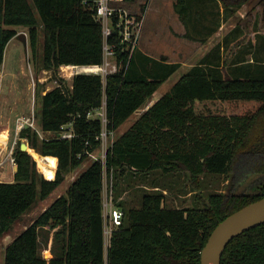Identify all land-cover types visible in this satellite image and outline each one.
Listing matches in <instances>:
<instances>
[{
	"label": "trees",
	"instance_id": "trees-1",
	"mask_svg": "<svg viewBox=\"0 0 264 264\" xmlns=\"http://www.w3.org/2000/svg\"><path fill=\"white\" fill-rule=\"evenodd\" d=\"M247 1L175 0L174 9L186 29L183 36L206 42L220 26L219 18L208 25V15L233 16ZM118 22L114 16L108 43L119 70L105 79L78 73L70 83L59 74L61 65L101 64L105 59L103 25L95 16L94 0H0V89L5 50L18 26L28 28L36 59L42 31L40 67L52 70L59 83L39 95V123L51 135L41 136L32 126L23 128L13 153L14 180H0V237L100 147L102 121L89 117V112L106 99L108 127L117 130L181 66L138 47L131 54V45L121 40ZM201 28H208L206 35ZM241 32L236 25L145 109L114 140L106 163L93 159L66 193L7 245L5 264H201V250L218 223L264 196L261 182L255 192L214 191L206 201L201 197L208 175L232 176L238 183L249 171L264 173V34L258 32L256 42H251L254 50L249 58L246 47L226 51L238 44ZM69 128L73 137L58 136ZM23 138L40 154L57 157L54 179L45 178L33 155L21 149ZM105 168L112 173L118 206L124 211L107 249ZM152 170L180 173L182 187H192L196 203L168 206L161 185L153 184L141 206H126L119 199L120 177L130 172L143 178ZM49 241L53 255L46 258L42 248ZM221 264H264V223L235 236Z\"/></svg>",
	"mask_w": 264,
	"mask_h": 264
},
{
	"label": "rangeland",
	"instance_id": "rangeland-1",
	"mask_svg": "<svg viewBox=\"0 0 264 264\" xmlns=\"http://www.w3.org/2000/svg\"><path fill=\"white\" fill-rule=\"evenodd\" d=\"M127 1L125 5L126 8L130 12L137 14L143 13L151 0H142V3L139 2L140 0ZM174 1L175 0L154 1L153 9L149 12V17L145 15L142 23V35L137 47L140 49L142 47L144 51L155 55L157 58L164 57L170 62L181 63L179 69L159 86L148 104L151 103L152 100L156 101L158 97L169 91L174 83L178 81L190 67L197 64L199 60L219 42L222 43L224 37L235 28L236 25H239L242 29V36L238 44L233 45L231 51H229L230 48L226 50L229 53H235L237 50L246 47L245 50H249L248 57L251 58L254 50V47L251 46V42H256V35L258 32L264 34V5L262 0H248L243 6L237 9V12L233 16L227 14L226 18L223 16L220 18L214 15L213 17L208 15L209 20L206 21L208 25H215L213 20L219 18L220 26H217V28L208 35V40L206 42L191 40L183 36L186 29L183 27L182 22L177 19L178 16L174 9ZM201 29L204 31L203 35H206L208 28ZM21 32L25 33L27 36V48L21 38L17 36V34ZM145 33L147 38L144 37ZM17 34L7 44L1 71L0 131L8 129V134L6 138L0 140V180L5 181L12 179L14 163L11 161V157L20 142V136L16 131L17 117L21 115H35L36 126L41 136H50L51 134L49 132H44L41 129L39 123V95L44 93L47 89H51L57 85V80H55L53 76V71L40 67L39 59L43 44L42 31L39 38L40 54L37 59L34 57L30 47L28 28L18 26ZM230 58L232 59V56L229 57L228 60H230ZM110 61L113 60L111 59ZM71 71H73V69L63 70L59 68V74L67 78L70 83L75 74V72L72 73ZM147 105L140 107L117 128L113 137L109 139V144L112 139H116L132 125ZM5 139H7V141L4 142ZM21 142H27L29 144L27 138H23ZM100 152V149L95 150L96 155ZM93 159L94 158L89 156L83 164L67 174L66 179L49 195V197L46 199H38L37 202L17 219L13 226L0 237V264H5L7 245L59 195L65 194L72 180L84 170ZM38 171L42 173L39 168ZM43 176L45 177L44 174ZM181 178L182 175H180V173L163 174L161 170H152L148 176L146 175L143 178H141L140 175L136 176L128 172L125 176L120 177L119 190L121 193L127 191L122 201H124L126 206H141L144 193L149 192L152 188L151 185L159 184L166 194V204L168 206H192L196 203L192 187L189 185L188 187H182L183 182ZM261 182H264V173L256 170L249 171L248 175L238 183H233L232 176L227 178L225 175H208L202 181L203 192L201 197L203 201H206L209 194L214 191H222L225 193L255 192L257 185ZM111 191L113 193V202L118 206L112 173H109L105 168L104 196L106 194L111 195ZM104 213L106 214V211H104ZM41 239H44V234H42ZM51 243L52 242L49 241L47 245H43L42 253L46 258L51 257V250L49 251V248H47L51 246ZM108 243L109 239L108 236H106V247Z\"/></svg>",
	"mask_w": 264,
	"mask_h": 264
},
{
	"label": "built area",
	"instance_id": "built-area-1",
	"mask_svg": "<svg viewBox=\"0 0 264 264\" xmlns=\"http://www.w3.org/2000/svg\"><path fill=\"white\" fill-rule=\"evenodd\" d=\"M124 1L125 0H94L95 16L103 25V34L105 38V43H104L105 59L104 62L101 64H90V65L71 64L76 67L94 66L96 69L93 71H85V70H81L80 68H74L73 71H71L72 73L74 72L75 74L95 73V74H100L103 77V79H105L108 74L119 70L118 63L114 60L110 61L111 56L114 54V49L113 46L108 43V36L111 35L114 28V23H113L114 16L119 17V22L117 26L120 28V35L122 42H128L131 45V54L134 51V49L137 48L140 42V37L142 35V23L144 17L142 14H136L130 12L126 8V6L123 5ZM139 15L141 16V18H138ZM64 65H69V64H64ZM64 65H61L60 68L66 70L63 67ZM58 84L59 83L57 81V85ZM46 91H44V93ZM89 117H98L102 121V129L99 135L97 136V138L101 141L100 147L98 148L100 149L101 152L97 155L95 151L89 152V156L94 159H101L104 163H106L108 149L115 140L112 139L109 144V139L113 137L114 133L116 132V130L108 127L109 119L107 116L106 99L103 100L101 107L89 112ZM70 125H72V123H70ZM27 126H32L33 128L39 131V129L36 126L35 115L33 116L21 115L17 117L16 131L18 134L23 128ZM58 136L63 138H71L74 136V132L72 129L69 128L68 130L66 129L65 131L58 133ZM11 161L15 165L16 161L13 156V153H12ZM112 191H111V195L106 194L104 196V211H106V214L104 213L105 237L108 236L109 239L108 246L110 245V238L113 229L117 228L122 223V219L124 216L123 209L117 206L116 204H114L113 202ZM108 246L106 247V249L108 248Z\"/></svg>",
	"mask_w": 264,
	"mask_h": 264
},
{
	"label": "water",
	"instance_id": "water-1",
	"mask_svg": "<svg viewBox=\"0 0 264 264\" xmlns=\"http://www.w3.org/2000/svg\"><path fill=\"white\" fill-rule=\"evenodd\" d=\"M17 36L27 48L26 34L21 32ZM28 147L27 142H22V150L30 152ZM262 223H264V196L234 211L218 223L201 250V264H221L228 243L240 233Z\"/></svg>",
	"mask_w": 264,
	"mask_h": 264
},
{
	"label": "bare ground",
	"instance_id": "bare-ground-1",
	"mask_svg": "<svg viewBox=\"0 0 264 264\" xmlns=\"http://www.w3.org/2000/svg\"><path fill=\"white\" fill-rule=\"evenodd\" d=\"M64 69L66 70H72L74 68H80L81 70L85 71H93L96 70L94 66H84V67H76L74 65H64ZM8 129L0 131V140L3 138H6ZM7 141V139L4 140V142ZM28 150L32 153L34 158L37 161L39 170L45 175L47 179H54L56 176V170H57V164L58 159L54 155H42L39 152H37L35 149L28 147Z\"/></svg>",
	"mask_w": 264,
	"mask_h": 264
},
{
	"label": "crops",
	"instance_id": "crops-1",
	"mask_svg": "<svg viewBox=\"0 0 264 264\" xmlns=\"http://www.w3.org/2000/svg\"><path fill=\"white\" fill-rule=\"evenodd\" d=\"M154 1L156 2V1H160V0H151L150 1V3L149 4H147V6H146V9H145V11L143 12V13H137V14H142L143 15V17L145 16V15H147L148 17H149V12H151V10L153 9V6H154ZM127 0H125L124 2H123V5L125 6L126 4H127ZM140 3H142L143 1L142 0H140L139 1ZM175 2V1H174ZM177 16H178V14H177ZM177 19H179L178 21H181L180 20V18H179V16L177 17ZM183 24V23H182ZM183 27H184V24H183ZM147 35H146V33L144 34V37L145 38H147L146 37ZM141 49L144 51V49L141 47ZM144 52H146V51H144ZM148 55H151V56H153V57H156L155 55H153V54H150L149 52H146ZM157 58V57H156ZM163 95V94H162ZM161 95V96H162ZM160 96V97H161ZM160 97H158V98H160ZM157 98V99H158ZM153 100L151 101V103H149L148 105H147V107L145 108V109H147L151 104H153ZM144 109V110H145ZM15 170H16V165H13V172H12V179L10 180V181H12V180H14V173H15ZM75 179V178H74ZM73 179V180H74ZM122 195L119 197V199H121L122 200V198L127 194V191H124V192H122L121 193ZM49 251H50V249H48ZM48 250H46V251H48ZM51 252V251H50ZM53 254H52V252H51V256H52ZM50 258V257H49Z\"/></svg>",
	"mask_w": 264,
	"mask_h": 264
}]
</instances>
